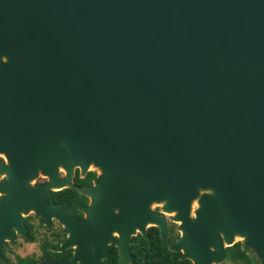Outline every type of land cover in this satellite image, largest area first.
<instances>
[{
  "label": "water",
  "instance_id": "1",
  "mask_svg": "<svg viewBox=\"0 0 264 264\" xmlns=\"http://www.w3.org/2000/svg\"><path fill=\"white\" fill-rule=\"evenodd\" d=\"M0 154V243L32 209L124 264L165 214L192 264H264V0H0ZM88 164L85 217L49 206Z\"/></svg>",
  "mask_w": 264,
  "mask_h": 264
},
{
  "label": "flooded vegetation",
  "instance_id": "2",
  "mask_svg": "<svg viewBox=\"0 0 264 264\" xmlns=\"http://www.w3.org/2000/svg\"><path fill=\"white\" fill-rule=\"evenodd\" d=\"M3 162V158L0 156V163ZM59 174L61 178L65 176V172L62 170L59 171ZM96 175V169L88 168L83 173H81V170L78 167H74L68 177V186L56 190H47L45 194L46 203L49 206L55 204L58 210L65 209V213L69 216L78 219L84 218L85 213L82 207H86L88 205L89 197L78 191V188L91 187L94 184ZM4 178L5 176L0 173V183L4 180ZM46 181V177L37 176V178L33 182L29 183V185L36 187L37 185H44ZM63 189H69V200H61L60 198L47 196L50 191H59ZM72 190L77 191L80 196L73 194L71 192ZM153 210L159 212L160 207L154 206ZM20 216L23 220V232H20L16 227L11 226V235H6L5 237L1 238L0 254L7 259V262H4L1 259L0 264H38L41 261L49 260L58 261L56 264H118V247L116 245L117 235L115 234H110V238L107 242H104V244L101 242L89 243L88 240L83 241L74 238L75 234H73L71 231L64 230L63 225L60 224L53 216L50 217L48 225H45L40 214L36 213L32 209L22 210L20 212ZM163 216L167 226L172 225L176 231V236L172 241L173 243L179 236L177 224L170 219V215L163 214ZM150 227L151 226H147L145 230V235H147L148 238V231ZM145 235L140 231H137L131 235V238L133 236H140L145 239L148 244L149 241L146 239ZM67 237L72 238L70 240V244L63 249L58 250V246H60ZM18 238L20 239L19 242L22 244V248L16 250L13 245L16 243ZM175 251H178L180 254L178 257H175V260H178L179 262L178 264H192L190 259L181 256L180 250ZM143 252L141 253V258H144L142 256ZM129 253L130 257L124 264H130L133 259V254L130 249V242ZM222 260L223 258L218 262H211V264H222ZM254 264H258L256 259L254 260Z\"/></svg>",
  "mask_w": 264,
  "mask_h": 264
},
{
  "label": "trees",
  "instance_id": "3",
  "mask_svg": "<svg viewBox=\"0 0 264 264\" xmlns=\"http://www.w3.org/2000/svg\"><path fill=\"white\" fill-rule=\"evenodd\" d=\"M68 191L69 189L50 191L47 196L60 198L61 200H69L70 195L68 194ZM71 192L80 196V194H78L75 190H72ZM167 229L168 237L165 241V245L162 246L160 238L157 234V228L154 226L149 228V248L145 252L144 258H141V253L147 247V241L140 236H133L130 241V249L133 254V259L130 264H178L179 262L178 260H175V257L180 255L179 252L172 251L167 248V245L172 243L174 240L176 231L172 225H168ZM249 253L250 251L243 246L240 241H236L223 248L222 264H254L255 259L253 256L251 257ZM184 260L187 261L186 259Z\"/></svg>",
  "mask_w": 264,
  "mask_h": 264
},
{
  "label": "rangeland",
  "instance_id": "4",
  "mask_svg": "<svg viewBox=\"0 0 264 264\" xmlns=\"http://www.w3.org/2000/svg\"><path fill=\"white\" fill-rule=\"evenodd\" d=\"M20 241V239L18 238L17 240H16V243H14V248L16 249V250H18V249H20V248H22V244L19 242ZM248 249V248H247ZM249 251H250V249H248ZM250 255H251V257L253 256L252 255V253H251V251H250V253H249ZM254 257V256H253ZM10 258H13V257H10ZM3 260L4 262H7V259L6 258H4L2 255H1V257H0V260Z\"/></svg>",
  "mask_w": 264,
  "mask_h": 264
},
{
  "label": "bare ground",
  "instance_id": "5",
  "mask_svg": "<svg viewBox=\"0 0 264 264\" xmlns=\"http://www.w3.org/2000/svg\"><path fill=\"white\" fill-rule=\"evenodd\" d=\"M0 156H1V154H0ZM87 168H92V165H91V164H88V165H87ZM94 169H95V168H94ZM235 237H236V238H240L239 235H236Z\"/></svg>",
  "mask_w": 264,
  "mask_h": 264
}]
</instances>
